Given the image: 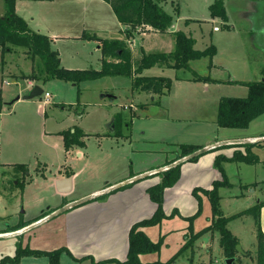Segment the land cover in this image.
Segmentation results:
<instances>
[{
  "label": "rangeland",
  "instance_id": "rangeland-1",
  "mask_svg": "<svg viewBox=\"0 0 264 264\" xmlns=\"http://www.w3.org/2000/svg\"><path fill=\"white\" fill-rule=\"evenodd\" d=\"M57 1V8H54L59 10V17L63 20V24L67 25L62 28V34L80 36L77 39L84 40L77 42H73L76 38L63 40L65 42L60 46L62 48L61 63L68 68L99 69L101 51L96 48V44L92 46V40L95 39L83 38V34L86 33L85 29L95 32L98 24H101L95 32L98 36H120L114 35L115 32H118L114 29V25L109 27L112 22H117L115 13L113 14L114 20H111L104 10L97 7L93 1ZM178 1L181 7L179 12L183 11L184 14L190 11L194 2H197L206 13L207 10H210V5L215 2L213 0L207 6L204 0H175V6ZM2 3L3 1L0 0V16H4L5 11ZM161 6L166 12L172 13L173 7L170 2L163 3ZM33 7L39 9L36 4H33ZM43 12L44 15L48 13L45 9ZM216 24L219 28L222 26L220 22ZM191 27H193V32H198L197 25ZM202 28L206 29V25L202 24ZM168 34L173 36V32H168ZM216 53L217 50L211 57L205 56L200 60L190 61V68L195 69V72L200 75L218 76L221 78L218 79L221 83L211 82L218 85L211 86V89L206 93L199 88L198 90L201 91L195 93L194 101L191 103H183L179 98H174V108H172L181 110L183 105L187 104L184 107L186 109L191 106V112H186L185 117L197 121L196 125L201 124L204 131L209 129L207 127L210 126L207 124L210 125L211 119L215 118L218 106L216 98L246 96L248 87L241 82L255 80L245 74L240 75L242 79H238L239 81H234L233 77H229L228 72L220 70L216 71V74H211V59ZM227 56L228 51L225 49L216 59L224 62ZM139 59L140 53L137 51L136 57H133V63L137 64ZM31 68L32 61L23 47L13 46V49L5 53L3 57L0 48V98L2 102L0 108V162L27 163V170L32 176L27 180H21L24 175L22 171H16L17 173L12 171V169L19 168L18 164L7 165L4 168L0 166V260L7 256L13 257L18 247L21 250L29 248L46 251L65 247L62 224L64 213L26 228L53 211L51 209L44 210L48 204L60 200L54 190V180L62 173L58 172L57 165L63 163L65 159L72 158L70 161L72 169L77 173V193L96 187L103 188L107 180L124 176L130 169L138 168L139 165H152V162L158 164L166 157V162L172 160L178 145L189 138L183 136L185 131L182 133L178 131L181 130V127L195 125V122L190 124L188 120H181L180 123L175 121L177 123L174 125H166L169 129L172 127L174 130H170L168 134L161 133L165 129L160 125L161 122L152 117L157 112L160 116L168 112L165 103L169 100L167 94L170 91L173 94L176 93L177 97L183 98L184 94L182 93L185 91L181 92L176 86L174 87L173 82L175 78L183 80L185 76L193 75L187 69H165L163 73H157L169 77L172 83L170 91L157 97L156 103L153 100V95L147 97L144 94L146 92L135 90L132 80L124 75L103 76L82 80L79 83L52 79L42 85L44 82L29 80L23 76L30 74ZM144 71L145 69L142 71V75H155L154 71L143 73ZM25 81H33L35 84L42 85L44 92L51 93V103L44 104L43 111L39 110V106L43 104L39 97L22 98L23 95L28 94L25 90ZM141 92H143L141 95L137 94ZM104 94H110L114 98H108ZM17 95L21 98L11 102ZM219 99L217 100L219 101ZM131 102L137 107L134 117L132 113L134 108L129 105ZM124 105L129 106L125 108ZM117 115L120 118L118 117L117 121H114V129L117 127V130L119 129L124 135H113L107 126L108 122ZM193 115L194 117H192ZM261 119L264 124V115ZM72 124L75 125L66 129ZM75 126H82L85 131L91 133L86 140H83L84 136L81 137L83 140L81 146H72L80 148L81 156L77 155V151L70 153L67 151L61 134L69 129L73 131ZM60 130L63 131L59 133ZM143 131H146V135L142 133ZM151 132H154V135L161 133L159 136L164 135L171 139L164 143H159V141L152 143L148 138L157 136L151 135ZM95 133L99 135L96 136ZM103 133L105 134L103 135ZM126 134L132 136V143ZM251 153L258 156L260 164L245 165L242 163V165H238L237 161H233L225 168L231 186H221L218 190L220 210L225 217L242 212L241 215L230 218L226 224L231 233L238 238V245L241 247V250H236V260L233 264H257L256 222L252 212L243 211L264 199L259 193L264 191V183H262L263 187H259L260 184L259 186L254 184L255 180L264 179V144L251 149ZM43 164L45 168L42 169V172L37 173L36 171H40ZM223 166L226 165L223 163ZM63 169H68V166H64ZM159 173L151 176H160ZM65 174L71 175L69 170ZM238 174L242 176L241 179ZM181 195L177 201L181 208L163 219L158 225L145 231L151 241L159 242V247L158 250L141 254L140 260L143 262L166 261L175 256L176 261L181 264H224L223 251L222 249L218 251V249L220 250V234L210 226L216 217L212 216V206L208 196L199 191L198 198L193 190L190 193L183 191ZM29 214H34L35 217L27 219ZM43 214L46 215L43 216ZM210 222L211 224L207 226ZM197 233V237L192 238ZM83 245L84 243L78 244L74 249L69 248V251L73 255L84 254V250L87 253L88 245L87 248L86 244ZM89 250L92 255L96 252L93 247ZM73 255L62 251L59 259L60 264H93L92 259L94 258L91 256L81 260L77 259L79 257L74 258ZM4 264H13V262L7 260ZM15 264H49V259L46 255H24Z\"/></svg>",
  "mask_w": 264,
  "mask_h": 264
},
{
  "label": "crops",
  "instance_id": "crops-1",
  "mask_svg": "<svg viewBox=\"0 0 264 264\" xmlns=\"http://www.w3.org/2000/svg\"><path fill=\"white\" fill-rule=\"evenodd\" d=\"M89 1L95 2L97 4V7L102 8L107 14V16L110 17L111 20H114L115 14L111 6L105 0ZM174 1L175 0H163L160 3L162 5L163 3L170 2L173 7L172 13H169L173 16L172 25L169 27L166 33H161L157 30H154L150 26H144L143 28L138 27L137 32H134V35L132 37L126 38V26L121 24L117 17V22H112L109 27H112L114 25V29L118 31L115 32L116 34L114 35L120 36H98L95 32L98 30V27H100L101 24H98V27L95 32H91L88 29H85V32L90 35L94 34L98 38L125 39L128 42V46L132 51L133 57H136L137 51L138 53H140L141 56L142 49L146 52L158 51L168 53L172 51L174 48V39L171 34H168V32L172 33L177 30H181L194 39V48L196 49H205L210 45H214L217 50V53L211 59V74H214L218 70L226 71L230 74L229 77H233L234 81H239L238 79H242L240 75L243 76L245 74H248V77H252V79L255 80H260L262 78V70L264 69V0H222L227 15V19L225 21L222 20L220 17H213L210 14V10H207V13L204 12V9H201L197 2H194L190 11H187L184 14L183 11L179 12V10H181L179 1L176 3V6L174 5ZM212 1L213 0H204V3H206L208 6ZM57 2V0H15V12L27 22V24L32 30L50 37L52 48L56 50L60 56V54L62 53V48L60 46L63 44V42H65L63 40H68V38H76V40L73 42L84 40L77 39L80 36L62 34V28L67 27V25L63 24V20L61 19V17H59V10H56L54 8H57ZM235 2H238V4H235ZM33 4H36L39 9H35L33 7ZM107 6L109 7V9ZM43 9H45L48 13L44 15ZM94 10L97 11L96 8H94ZM218 22H220L222 26L219 29L214 30V26H218L216 24ZM202 24L206 25V29L202 28ZM192 25H197L199 27L198 32L192 31ZM92 41V46L96 44V48L100 49V43L98 42V40ZM86 42H88V40H86ZM137 46H139V49H137ZM225 49L228 51V56L227 58H225L224 62H221L216 58ZM99 60L101 66V57H99ZM60 64L61 66L65 67L61 63V56ZM154 68H156V70H154ZM70 69L83 68L74 67ZM165 69L173 68L155 65L151 68L145 69L143 73L154 71L155 75H161L157 73H163ZM211 76L212 78L221 79L215 75ZM175 77L177 76L175 75ZM192 78L193 75L185 76L183 80H178L175 78L173 86H176V88L181 90V92L185 91L182 93L184 94L183 98L177 97L176 93L173 94L170 91L167 94V96H169V100L165 103V108H167L168 112L162 116H160L159 112H157L155 114L157 116H152L155 120L161 122L160 125L165 129L161 133L166 132L168 134L170 133V130H174V128L172 127H170L169 129L166 125H174L177 123L175 121H178L180 123L181 120H188L190 121V124L191 122H195V125H193V127H181V130L178 131L180 133L185 131L183 136L189 137L188 140H183L185 144H194L203 147L213 145L223 140L247 138L258 139L264 137V124L262 123L261 119L264 113L252 120L247 128H231L220 127L217 125L216 110L215 118L211 119L210 125L207 124V126H210L207 127L209 129L204 131V129L201 127V124L196 125L198 123L197 121H192L189 120L191 119L190 117H185L186 112H191V106H188L186 109L184 108L185 106H187L186 104L181 107V110L172 109L174 108V98H179V100L183 103H191L194 101L193 96L195 95V93L197 91H201L198 90L199 88H201L206 93L211 89V86L218 85L213 84L211 82L195 81ZM13 79L15 80V78ZM25 82V90H27L26 92L28 93L31 91L34 85H38L35 84V82L33 81ZM45 83L46 82H44L42 85H44ZM42 85L39 86L41 87ZM46 92L48 91H43L42 95L40 94L39 96H36L42 99V103L45 99L44 94ZM142 93L143 92L137 94L141 95ZM49 94L50 96L48 102L43 103L39 106L40 111L44 110V104L51 103L50 98L52 95L50 92ZM144 94L147 97L151 96V94L148 93ZM104 96H108V98H114V96H110V94H104ZM217 99L219 98H216L218 104ZM15 100L18 99H16L15 97L11 102ZM129 105L133 106L134 108V111L132 112L134 117L136 115L137 107L133 104V102H131ZM129 105H124V107L128 108ZM143 107L144 104L142 108ZM171 109L173 110L172 112L170 111ZM183 109L185 111H182ZM192 117H194V115ZM112 119V123H114V118ZM74 125L75 124H72L66 129L71 128ZM78 127L85 134L83 140L88 139L87 137L91 133L85 131L82 126ZM63 130H60L59 133H61V131ZM142 133L146 135V131H143ZM161 133L154 135V132H151V135L157 137L148 138V140H150V142L152 143L156 141H159V143H164L168 142V140L171 139L164 135L159 136ZM104 134L105 133H103V135ZM94 135L98 136L99 134L95 133ZM126 135L128 136L130 143H132V136L130 134ZM249 143L252 144L250 150H253L254 147L263 145L264 140ZM244 144L247 143L228 144L224 146L215 147L200 155L195 161H185L181 163V174L179 179L173 186L167 187L164 190L163 208L166 215H169L173 209H176L178 211V208H181L180 203L177 202L180 196H182L181 192L186 191L190 193V191H192L194 188L210 189L213 180L221 179L220 171L214 166V160L216 156L224 155L226 157H231L235 150H239L242 153H246V148ZM79 149V147H70L67 151H69V153L72 151H77V155L81 156L82 153L79 151ZM166 158L165 160L163 159L162 161H160L158 164H154L155 162H152V165H139L138 168H132L130 169L128 174L124 176L113 178L112 180H107L103 188L96 187L92 190H87L79 193H77L76 190L77 173L72 169V164L70 162L72 161V158L68 160L65 159L63 163L57 165L58 172L62 173L59 174L54 180V190L59 195L60 200L53 204H48V206H46L44 210L51 209V211H54L70 201L95 193L106 187L119 185L132 177L156 171L158 168L164 167L169 164L167 163L168 161L166 162ZM237 162L238 163H234L238 165H242V163H244L245 165H252L251 163H246L243 161ZM223 163L226 165L223 166L225 170V168H227L233 162L226 161ZM14 164H25V166L28 167V165H26L27 163ZM14 164L0 162V166L2 168H4L5 166L7 167V165ZM254 164H260V159ZM64 166H68V169L64 170ZM44 168L45 165L43 164L41 170L36 172L40 173ZM68 170L71 174L69 175L71 177L70 190L66 192L59 191L57 189L56 183L63 178L69 177L65 174V172ZM12 171L17 173V170L15 169H12ZM153 174L144 176L133 182H129L127 183V187L108 192L106 193L107 195L103 198H95L74 208L68 209L66 212H64V215L62 217V224L64 228L65 247L69 250V248L74 249L76 245L81 243H84V245L86 244V248L88 245L87 253H85L86 250H84V254L77 253L76 255H73L70 251L74 258L79 257L77 259L83 260L87 256H91V258L93 257L94 259H96L95 261H100L104 259L124 260L126 258L128 251V234L130 227L133 223L137 221L149 218L156 209V203L150 199L147 189L148 187L160 182L161 177L151 176ZM31 177L32 176L30 172L27 170L26 173L22 176L21 180H27ZM238 177L240 179L242 178L240 174H238ZM262 183H264V179L262 178L254 181V184H258L257 186H259V184L261 185L259 187H263ZM259 193L264 198V191H262V193ZM259 201H264V199ZM34 217V214H29L26 218L33 219ZM210 221L212 222L211 218ZM211 222L208 223L207 226L210 225ZM260 224L264 233V205L260 209ZM148 228L150 227L144 228V231H146ZM91 247L96 250V252H94L95 256L92 255L89 250ZM219 248L220 250L218 249V251H221L220 246Z\"/></svg>",
  "mask_w": 264,
  "mask_h": 264
},
{
  "label": "trees",
  "instance_id": "trees-1",
  "mask_svg": "<svg viewBox=\"0 0 264 264\" xmlns=\"http://www.w3.org/2000/svg\"><path fill=\"white\" fill-rule=\"evenodd\" d=\"M4 5V16H0V48L1 55L10 52L13 46H21L29 54L32 61L31 72L23 75L29 80H38L47 82L52 79H60L73 83H79L82 80L96 79L110 75H124L132 80L135 90L143 91L157 97L168 93L171 88L172 80L169 77L161 75H142V71L152 66L158 65L173 69H187L193 73V80L203 82L221 83L220 80L214 79L209 75H200L190 68V61L200 59L202 57H211L215 54L216 48L213 45L205 49L194 48V39L181 30L173 32L174 48L172 51L166 52H146L142 49L140 59L137 64L133 63V55L128 42L119 38H98L95 35L87 33L83 34V38L95 39L100 43L101 49V66L99 69H70L61 66L59 53L51 46V39L47 35L32 30L27 22L15 12V0H2ZM114 11L119 22L126 26V38H130L137 32V28L150 26L159 32H166L172 25L173 16L166 12L161 6L163 0H105ZM210 14L213 17L227 19L225 7L222 0H215L210 5ZM242 84L247 85L248 92L246 96H222L218 101L216 123L220 127L231 128H247L252 120L264 113V69L262 70V78ZM156 102V101H155ZM157 103V102H156ZM0 98V108H1ZM119 115L114 118L117 121ZM120 118V117H119ZM113 135H122L119 129L115 127ZM64 138L65 147L83 144V131L75 126L74 130L61 133ZM246 153L235 150L231 157L217 155L214 160V166L218 168L221 179L213 180L210 189L194 188L193 192L199 198V191L206 194L212 206V216L215 218L211 228L217 230L220 234L219 246L221 247L225 257L235 256L236 245L239 243L238 238L231 233L226 227L230 218L237 217L242 212L231 217H225L220 210L219 187H230L231 183L223 168V162L226 161H243L246 163H256L259 158L256 154H252L250 147L252 144H244ZM199 145L185 144L178 145L175 157L168 163L181 158L189 153L199 149ZM192 157L189 161H195L199 157ZM17 171L26 173L27 167L24 164H18ZM160 182L148 187L147 191L150 199L156 203L154 213L146 219H142L132 224L128 234V251L124 260L104 259L100 261L93 260V264H181L176 261L175 256L166 261L143 262L139 256L143 253L158 250L159 242H153L149 239L143 228L151 227L161 223L163 219L171 216L177 210L173 209L169 215H166L163 208L164 190L173 186L180 177L181 163L168 168L160 173ZM124 185L117 189L127 187ZM116 190V189H115ZM113 190V191H115ZM107 194H103L98 198H103ZM264 205V201H260L243 212H252L256 222V239L257 264H264V233L260 224V209ZM200 209V206L198 210ZM46 214H43V216ZM42 217V216H41ZM205 230V229H204ZM201 233V232H200ZM198 233L192 238L197 237ZM66 251L72 256L66 247L58 248L53 251L40 249H24L19 247L13 257H3L0 264L11 261L13 264L18 262L24 255H46L49 264H60V253Z\"/></svg>",
  "mask_w": 264,
  "mask_h": 264
},
{
  "label": "water",
  "instance_id": "water-1",
  "mask_svg": "<svg viewBox=\"0 0 264 264\" xmlns=\"http://www.w3.org/2000/svg\"><path fill=\"white\" fill-rule=\"evenodd\" d=\"M43 92V89L42 87H40L39 85H34L31 89V91L28 93V94H25L22 96L23 99H29V98H32V97H36V96H39L41 93ZM20 96L17 95L16 96V99H19ZM113 120V119H112ZM112 120L108 123V128H109V131H113L114 130V124L112 123ZM261 140H264V137H261V138H258V139H232V140H223V141H219L213 145H210V146H203V147H200L199 149L189 153L188 155H185L181 158H178L176 160H174L173 162L167 164L166 166L164 167H161V168H158L156 171H153V172H150V173H145L143 175H138V176H135V177H132L126 181H124L123 183L119 184V185H116V186H110V187H106L102 190H99L95 193H92V194H89V195H86L84 197H81L79 199H76V200H73V201H70L64 205H62L61 207H59L58 209L50 212L48 215L44 216L42 219L36 221V223L32 224L31 226L27 227V228H30V227H33L37 224H40L42 222H45L61 213H64L66 212L68 209H71V208H74L78 205H81L85 202H88L90 200H93L95 198H98L99 196L103 195V194H106L108 192H111L123 185H126L127 183L129 182H133L135 180H138L144 176H147V175H150V174H153V173H157V172H161V171H164L168 168H171L177 164H180V163H183L185 161H189L192 157H195V156H198V155H202L203 153L215 148V147H219V146H224V145H228V144H242V143H249V142H258V141H261ZM57 189L59 191H62V192H66V191H69L70 190V186H71V177H66V178H63L61 180H59L57 183ZM236 250H241V247L240 245H236ZM236 260V257L235 256H231V257H224L223 258V262L224 264H233L234 261Z\"/></svg>",
  "mask_w": 264,
  "mask_h": 264
},
{
  "label": "built area",
  "instance_id": "built-area-1",
  "mask_svg": "<svg viewBox=\"0 0 264 264\" xmlns=\"http://www.w3.org/2000/svg\"><path fill=\"white\" fill-rule=\"evenodd\" d=\"M217 29H219V27L218 26H214V30H217ZM44 96H45V99H44L43 103H47L48 99H49V96H50L49 92H46L44 94Z\"/></svg>",
  "mask_w": 264,
  "mask_h": 264
}]
</instances>
